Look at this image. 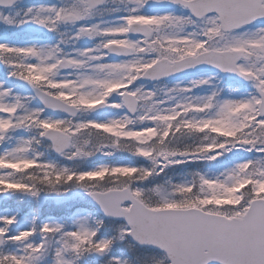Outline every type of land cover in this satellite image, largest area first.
<instances>
[{
  "label": "snow or ice",
  "instance_id": "1",
  "mask_svg": "<svg viewBox=\"0 0 264 264\" xmlns=\"http://www.w3.org/2000/svg\"><path fill=\"white\" fill-rule=\"evenodd\" d=\"M21 2L0 0V24L5 28L34 24L54 33L61 25L75 26L102 14L101 6L108 0L33 6L23 9L22 14L16 7ZM163 2L180 6L190 15L140 14L149 3ZM120 3L125 4L128 14L117 26L81 24L71 39L100 38V43L75 54L64 53L60 46L66 43L63 39L40 47L0 43V63L10 69L9 76L34 91V96L22 99L0 83V196L19 194L38 200L44 190L65 196L70 187H78L94 207V215L74 213L71 224L33 222L29 230L16 233L11 229L17 216H0V264H41L49 256L50 264H82L90 256L107 257L104 264H144L139 255L131 259H123V253L113 255L117 241L126 243L134 254L144 251L159 257L156 264H184L177 258L174 230L189 222L172 210L194 209L196 204L170 198L171 193L157 178L179 194L215 188H252L256 194V188H264V0ZM253 24L257 25L255 32L239 31ZM164 26H175L179 31L161 36ZM186 26L199 31L186 32ZM133 35L140 38L130 39ZM139 54H146L148 60L103 62L113 55ZM198 65L237 74L250 82L254 91L240 99L221 98L217 91L204 97L188 96L194 88L209 84L208 79H201L193 81L191 87L168 89L166 99H158L155 91L134 87L139 80H161ZM66 70H70L68 76L57 78ZM121 71L129 75L123 79L93 75ZM86 88L98 91L85 92ZM177 95L183 99L177 100ZM114 96L119 102H113ZM32 100L40 106L29 107ZM141 103L150 107L140 111ZM104 108L125 110V114L107 121L78 118L79 113ZM46 111L62 112L67 118L45 117ZM13 133L33 134L20 135L15 144H9ZM93 137L99 142L92 143ZM192 137L201 140L180 145L181 138ZM45 141L50 151L73 166L45 159L37 150ZM234 152L250 155L229 166L228 154ZM124 153L147 165L117 158ZM92 158L107 162L89 170L75 163ZM221 162L224 170L213 176L194 169L188 173L190 181L172 184L168 179L171 168ZM228 180L235 183L229 186ZM145 187L157 192L160 200L145 201ZM240 209L246 219L227 228L242 252L258 257L240 264H264V200L242 201ZM249 231L257 232L255 241L242 239ZM37 236L38 243L33 240ZM6 245L16 247L6 249Z\"/></svg>",
  "mask_w": 264,
  "mask_h": 264
},
{
  "label": "rangeland",
  "instance_id": "2",
  "mask_svg": "<svg viewBox=\"0 0 264 264\" xmlns=\"http://www.w3.org/2000/svg\"><path fill=\"white\" fill-rule=\"evenodd\" d=\"M47 1L48 0H37L36 3H34L32 5L18 7L17 10H21V14H22V10L26 9L28 7L41 6V5L52 6V5H56V4L60 5L62 3L70 2V0H53L54 3H49ZM150 4H151L152 8L153 7L154 8L160 7V4L156 5L154 3H149V5ZM127 14L128 13L126 12L124 15H127ZM140 14L149 15V16H152V15H165V14H172V15H176V16H188V15H190L189 13H187L184 10H180V9L175 10V9H169V8H167L166 10H164L162 12H161V10L160 11L159 10H154L153 11V9H151L150 12L149 11L145 12L144 10L141 9ZM120 22H121L120 19L115 20L109 26H117ZM261 26H264V25H261ZM10 29H14V28H5L2 24H0V43H7L10 46H19V47L33 46V45L37 46V47H40V46H52L53 45V44H50L48 42L42 41V40H40L38 38L37 35H40V34L44 35V34H48L49 32H47L45 29L40 28V27H38V26H36L34 24H27V25L23 26V29H25V31L30 33L31 36H33V37H31V39L26 40V41L21 42V43H13L11 41V39L8 37V33H9ZM76 30L77 29L75 27H71V28H68L67 30H64L65 31V35L67 37V44L71 43V47H72L73 44L77 45L78 46L77 51H80V50H84V49H87V48H93V47H95L97 45V43L99 41L98 39L89 40V39L85 38V39H80L79 42H77V40H72L71 37L76 32ZM160 30H162V29H160ZM256 30H257V27H252V28L243 29V30H241V32H244V31L255 32ZM185 31L186 32H193V31H197L198 32L199 28H195L194 26H186ZM176 32H178V31H175L173 33H172V31L171 32H167L166 34H163V35H172V34H175ZM118 41H120V40L117 39V42ZM78 43L79 44L85 43V44L82 45L83 47H81V46L78 45ZM66 49L69 50V48H66ZM67 54H75V53L68 52ZM103 62H115V61L110 60L109 57H108L107 60L103 61ZM9 72H10V69H7L4 66L3 63H0V83H2L5 88L11 89L13 96L18 95L22 99H27L29 96L23 90H20V89H18L15 86V82H17L18 79L11 78L9 76ZM68 75H69V73H62L61 72V73H58L57 78H61V77L68 76ZM93 75H96V76H98L99 78H102V79H123V78L127 77L129 74L127 75L126 71H121V72H115V73H112V74H108V73H94ZM201 79H208L209 80V84L208 85H203L201 87L194 88L192 90V92L187 94L188 96H190L192 98L204 97V96L210 95L213 91H217V92H219L221 98L240 99V98H244L245 96H247L248 93L251 92V90L249 88L240 90L239 87H235L234 85L229 84V82L220 74L205 75V76L194 78V79H190V80H181V81H177V82L163 83L159 87H157L158 85H156V86L155 85H152V86L151 85L141 86V85H137V84H135L134 87H141L144 90L155 91L157 93V98L158 99H166V97L164 96V93L166 91H168V89H171V88L177 87V86H179V87H191L193 81H197V80H201ZM84 91L85 92L95 93L96 91H98V89L86 88ZM236 92H238V93L234 94ZM176 99L177 100L183 99V97L180 96V95H177ZM34 102L35 101H30L29 102V107H38L39 106V105H37ZM116 102H119V100H117ZM175 102H176L175 100L171 101V103H173V104ZM25 103L27 104L28 101L25 100ZM163 106L167 107L169 105H163ZM148 107H150V105L141 103L140 111H144ZM113 110H114L113 113H110L109 115L105 116L104 118H91V117H87L86 116L87 114H85V117H83V118L87 117L88 119H96L98 121H107L109 119L120 118L122 115L125 114V110H116V109H113ZM45 117H50V116L45 115ZM51 118H53V119H61V118H55V117H51ZM11 135H12V139L9 141V144H15L16 143V137H18L20 135L28 136L26 133H13ZM209 139H211V138H209ZM200 140H201L200 137H192V140L190 142L191 143H198V142H200ZM191 143H187V144H191ZM231 155L229 154L228 157H227L228 161H229V166H231V163H230ZM240 155H242L244 157L245 155H247V153H240ZM249 155L250 154H248V156ZM239 157H240L239 155H234L233 156V158H235V159H239ZM45 159L56 161L60 166H67V165H62L63 162L57 161L56 159H54L52 157H47ZM243 159L244 158L239 159V162H241ZM221 165L223 167L222 162H221ZM223 170H224V167H223ZM184 181H189V180L186 179V178H181L180 181H178V183H181V182H184ZM233 183H235L234 180H228L227 181V184L229 186H231ZM213 190L216 192V197H217L216 200L218 202L229 203L230 205H233V206H235L238 203L239 197L237 196V194H238L237 191L239 190V188L237 190H235V191H225V189H223V188H215ZM255 191L258 194V193L264 191V188H256ZM170 198H174L177 201H185V202L191 203V199L189 197V194L171 193ZM13 199L14 198H10L9 195L4 198V201H3V203H4L3 205L4 206H3V209L0 211V216H11V215H16L17 216V223L14 224L12 226V229H11V231L13 233H16V232H19V231L29 230L32 227L33 222H35V219L33 217V212L35 210V206L33 204H26L25 205V211L26 212L25 213H21V211H20V209L18 207H15V206L13 207V205H15L17 202H15L14 204H10L9 203L10 200H13ZM205 200H206V203H207V201L211 200V198H207ZM85 207L86 206H82V208L74 209L70 214L68 213L67 216L64 219H60V220L54 219V218L49 216L44 221L41 222V225L43 223H53V222L71 224L74 213H77L78 216H84V215H87V214L93 212L92 210H88ZM20 214H22V216L24 217L22 223H20V218H19ZM93 215H94V213H93ZM34 242L38 243L39 239L38 240H34ZM15 247L16 246L9 245V246L6 247V249H14ZM122 253H123V257L122 258L123 259H128V256H127V254L124 251H121L119 253L112 252V254L116 255V256H121ZM51 259L50 260L45 259L47 261L44 262L45 260H43L41 262V264H50ZM105 259H107V257H105L104 260ZM104 260L103 261H97V260L94 259V260H92L91 264H104ZM82 264H85V263L82 262Z\"/></svg>",
  "mask_w": 264,
  "mask_h": 264
},
{
  "label": "water",
  "instance_id": "3",
  "mask_svg": "<svg viewBox=\"0 0 264 264\" xmlns=\"http://www.w3.org/2000/svg\"><path fill=\"white\" fill-rule=\"evenodd\" d=\"M211 72L219 71L208 65H198L195 68L187 69L161 80L142 79V81L160 82L164 80H177ZM223 74L232 81L241 83L248 82L234 73ZM23 85L27 88H31L27 84L23 83ZM104 112H106L105 108L97 110L94 113L102 114ZM52 113L67 116L62 112ZM172 212L178 218L189 222L178 226L174 230V234L178 238L177 258L182 260L184 264H205V262L206 264H240L243 260L258 258L255 255L249 256L247 253L242 252L234 242L235 237L231 235L227 228L229 225L242 223L246 217L244 219L229 220L225 217L206 214L199 210H172ZM256 238V231H249L242 237V239L246 241H255Z\"/></svg>",
  "mask_w": 264,
  "mask_h": 264
},
{
  "label": "trees",
  "instance_id": "4",
  "mask_svg": "<svg viewBox=\"0 0 264 264\" xmlns=\"http://www.w3.org/2000/svg\"><path fill=\"white\" fill-rule=\"evenodd\" d=\"M92 141H93L94 143H98V142H99V138H97V137H93V138H92ZM183 170H185L187 173H189L190 171H192V169H190L188 166L185 167ZM167 172H168V179H170L169 171H167ZM157 180H158V182H159L160 184L164 185L165 188H166V185H167V184H165V182H164V180H163L162 178H157ZM151 187L154 188L155 185H152ZM77 188H78V187H71V188L69 189L68 192H70V191H74V190L77 189ZM146 190H147V192H144V193H143V199H144L145 201L149 202V203H156V202H158L159 194H158L157 192H155V191H150V190H148L147 187H146ZM196 193H199V191H197ZM195 204H199V201H196ZM211 209L215 210L216 208L212 207ZM216 210H217V209H216ZM226 211H228V209L225 208V210H223V208H221V212H226Z\"/></svg>",
  "mask_w": 264,
  "mask_h": 264
}]
</instances>
